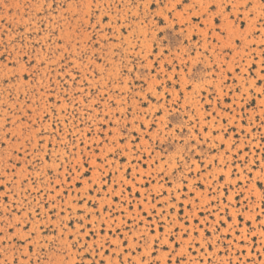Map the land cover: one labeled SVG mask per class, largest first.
<instances>
[{"label": "rangeland", "instance_id": "rangeland-1", "mask_svg": "<svg viewBox=\"0 0 264 264\" xmlns=\"http://www.w3.org/2000/svg\"><path fill=\"white\" fill-rule=\"evenodd\" d=\"M0 264H264V0H0Z\"/></svg>", "mask_w": 264, "mask_h": 264}]
</instances>
